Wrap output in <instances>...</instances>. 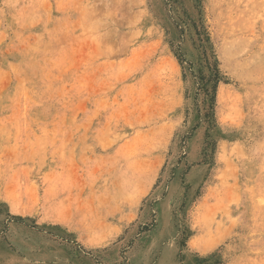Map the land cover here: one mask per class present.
I'll return each instance as SVG.
<instances>
[{
	"label": "rangeland",
	"instance_id": "1",
	"mask_svg": "<svg viewBox=\"0 0 264 264\" xmlns=\"http://www.w3.org/2000/svg\"><path fill=\"white\" fill-rule=\"evenodd\" d=\"M0 264H264V0H0Z\"/></svg>",
	"mask_w": 264,
	"mask_h": 264
}]
</instances>
